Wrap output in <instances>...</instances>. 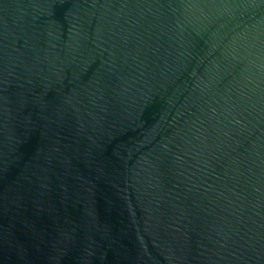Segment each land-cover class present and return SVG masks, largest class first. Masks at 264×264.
I'll return each instance as SVG.
<instances>
[{
	"label": "water",
	"instance_id": "water-1",
	"mask_svg": "<svg viewBox=\"0 0 264 264\" xmlns=\"http://www.w3.org/2000/svg\"><path fill=\"white\" fill-rule=\"evenodd\" d=\"M0 264H264V0H0Z\"/></svg>",
	"mask_w": 264,
	"mask_h": 264
}]
</instances>
